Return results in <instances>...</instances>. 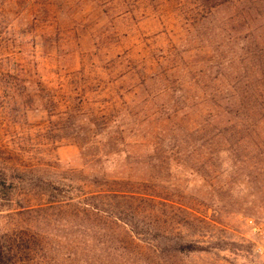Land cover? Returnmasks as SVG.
<instances>
[{"label": "rangeland", "instance_id": "1", "mask_svg": "<svg viewBox=\"0 0 264 264\" xmlns=\"http://www.w3.org/2000/svg\"><path fill=\"white\" fill-rule=\"evenodd\" d=\"M264 0H0V264H264Z\"/></svg>", "mask_w": 264, "mask_h": 264}, {"label": "built area", "instance_id": "2", "mask_svg": "<svg viewBox=\"0 0 264 264\" xmlns=\"http://www.w3.org/2000/svg\"><path fill=\"white\" fill-rule=\"evenodd\" d=\"M246 225L251 234L254 254L264 256V221H256L252 217H247Z\"/></svg>", "mask_w": 264, "mask_h": 264}]
</instances>
